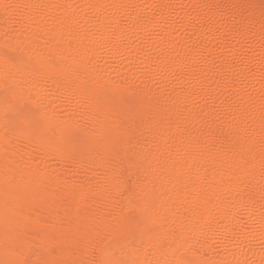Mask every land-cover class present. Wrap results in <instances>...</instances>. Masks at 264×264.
<instances>
[{
  "label": "bare ground",
  "instance_id": "obj_1",
  "mask_svg": "<svg viewBox=\"0 0 264 264\" xmlns=\"http://www.w3.org/2000/svg\"><path fill=\"white\" fill-rule=\"evenodd\" d=\"M0 264H264V0H0Z\"/></svg>",
  "mask_w": 264,
  "mask_h": 264
}]
</instances>
